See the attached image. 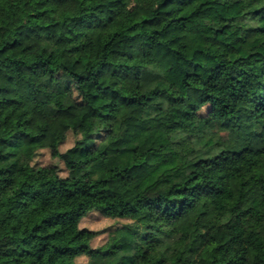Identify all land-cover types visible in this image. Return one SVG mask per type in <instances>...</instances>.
I'll return each instance as SVG.
<instances>
[{"label": "trees", "instance_id": "1", "mask_svg": "<svg viewBox=\"0 0 264 264\" xmlns=\"http://www.w3.org/2000/svg\"><path fill=\"white\" fill-rule=\"evenodd\" d=\"M41 150L67 189H35ZM92 213L124 220L96 247ZM208 242L264 264V0H0V264H216Z\"/></svg>", "mask_w": 264, "mask_h": 264}, {"label": "rangeland", "instance_id": "2", "mask_svg": "<svg viewBox=\"0 0 264 264\" xmlns=\"http://www.w3.org/2000/svg\"><path fill=\"white\" fill-rule=\"evenodd\" d=\"M203 111L202 113H204ZM73 142L72 135H68L65 143L61 146V150L69 147ZM37 168V171L34 172L32 183L35 189L45 192H58L61 189H67V187L61 184H55L53 186L48 185L46 182L52 179L50 175V170L48 166L56 165L59 170L60 176H65L66 171L64 170L61 163L57 160H54L50 157L49 152L47 150H41L35 156L32 162ZM78 187L86 189L91 192H99V188H90L83 182H79ZM124 220H113L109 218H104L96 213H92L86 216L80 223V226L83 228H87L92 231H100L101 234L97 236L93 241L91 246L96 247L104 243L107 235L114 230L115 227L123 223ZM262 219L260 217H246L243 219L242 224L246 230L262 232ZM215 245L211 242H208L204 249L199 253V257L205 259L207 261L215 260L216 264H225V257L223 256V252L218 251L214 252ZM77 263L79 264H91L90 260L86 257H79L77 259Z\"/></svg>", "mask_w": 264, "mask_h": 264}]
</instances>
